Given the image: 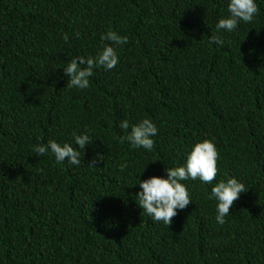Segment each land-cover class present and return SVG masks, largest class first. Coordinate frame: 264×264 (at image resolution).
<instances>
[{
	"label": "trees",
	"instance_id": "16d2710c",
	"mask_svg": "<svg viewBox=\"0 0 264 264\" xmlns=\"http://www.w3.org/2000/svg\"><path fill=\"white\" fill-rule=\"evenodd\" d=\"M255 2L253 21L229 33L216 25L230 0H0V264H264V0ZM109 31L128 37L114 46L117 66L96 68L87 89L67 87L64 68L111 44ZM143 119L158 128L151 151L120 140L123 121L130 132ZM86 132L79 166L32 151L75 146L73 133ZM205 139L220 153L218 175L181 181L192 203L170 226L155 222L138 205L140 181L167 178ZM231 178L247 192L220 225L208 197Z\"/></svg>",
	"mask_w": 264,
	"mask_h": 264
},
{
	"label": "clouds",
	"instance_id": "9594fccd",
	"mask_svg": "<svg viewBox=\"0 0 264 264\" xmlns=\"http://www.w3.org/2000/svg\"><path fill=\"white\" fill-rule=\"evenodd\" d=\"M229 16L219 20L216 25L217 31L225 30L233 32L238 24L243 21L250 23L258 14L259 8L255 0H230L228 5ZM63 39L68 41L69 37L64 34ZM101 39L110 41L111 44H105L103 49L95 57L80 56L72 59L67 67L64 68L65 75L69 78L67 87L87 89L90 86V77L94 75V70L104 67L111 70L119 63V56L115 45H124L128 43L127 36H121L115 31H109L106 35L102 34ZM210 43L223 45L224 41L218 35L210 36ZM120 128L127 135L120 137L121 143L129 141L136 148H144L151 151L155 141L152 139L157 133V126L150 119H143L138 124L131 126L129 132V123L127 120L120 124ZM74 144L64 143L61 145L55 140H49L47 144H38L32 151L39 157L45 156L49 150L54 154L58 163L67 160L70 164L79 166L81 163V149L92 143L90 136L86 133H73ZM78 145V147H76ZM103 160V155L97 157ZM97 158H94L90 164L97 165ZM220 153L214 142L205 139L195 144L190 154H188L184 166L166 168L167 178L153 176L147 180L140 181L139 187L142 189L138 194V205L153 218L155 222H163L170 226L173 218L177 216L178 210L185 209L192 199L188 189L181 181L189 178L199 179L204 183L211 184L218 175V161ZM126 163L120 165V170L126 168ZM242 192H247L245 185L236 178L220 181L212 189L209 199H215L217 204L216 222L220 225L226 223L225 217L230 213V209L240 198Z\"/></svg>",
	"mask_w": 264,
	"mask_h": 264
}]
</instances>
